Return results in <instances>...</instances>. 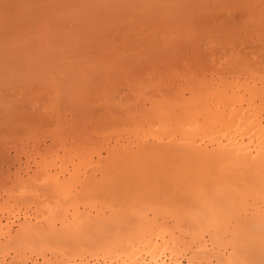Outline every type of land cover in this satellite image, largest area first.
Listing matches in <instances>:
<instances>
[{"label":"bare ground","instance_id":"1","mask_svg":"<svg viewBox=\"0 0 264 264\" xmlns=\"http://www.w3.org/2000/svg\"><path fill=\"white\" fill-rule=\"evenodd\" d=\"M0 103V264H264V0H0Z\"/></svg>","mask_w":264,"mask_h":264},{"label":"rangeland","instance_id":"2","mask_svg":"<svg viewBox=\"0 0 264 264\" xmlns=\"http://www.w3.org/2000/svg\"><path fill=\"white\" fill-rule=\"evenodd\" d=\"M111 41L112 40H98L97 42H95L94 44L95 45H98V44H100V43H111ZM113 42V41H112ZM88 53H90V54H93V53H96V55L97 54H99V52H98V49L96 50V49H94V50H90ZM95 55V56H96ZM76 66V65H75ZM45 77V76H44ZM41 79L43 80V78L41 77ZM46 79H44L43 81L44 82H47V81H45ZM58 81V80H57ZM42 83V87H44V89H41V90H39V89H37V96H38V98H41V97H45V96H48L49 95V93L46 91V89H52L53 90V92H52V96H54V95H56V97H57V95H59L60 97H62V96H64V93H63V95L61 96L60 94L62 93V92H65L66 94H65V96H67L68 97V95H72V93L73 92H75V91H66V89L68 88V90H69V87H66V89L64 90V88H65V85H64V87H63V89L61 88V85H57L56 87H53V86H49V85H47V84H45V83ZM68 86V85H67ZM72 90V89H71ZM75 90V89H74ZM59 92H61V93H59ZM68 94V95H67ZM75 93H73V95H74ZM58 96V97H59ZM75 96V95H74ZM120 96L121 95H119V94H117L116 96H115V100H118L119 98H120ZM55 97V98H56ZM37 98V99H38ZM70 98H71V96H70ZM73 98V97H72ZM62 99V98H61ZM66 100V99H65ZM69 99H67V101H68ZM75 100V99H74ZM90 100H91V102H92V104L95 106L94 107V110H96V111H98V114H97V116L95 117V120L96 121H98V118H99V113H100V111H104V109L102 108V105H99V103L101 102V99H100V95H99V93H95V90L93 91V94L91 95V97H90ZM41 101H43L42 100V98H41ZM44 102V101H43ZM65 105H66V107H65V105H63V107L61 108V111L62 110H65V109H63L64 107L65 108H68V112H66V119L67 118H71L72 119V117H73V120H75L74 119V115H71L70 114V111L69 110H71V109H69V102L66 104V102L64 103ZM6 107H12V109H13V111L11 112V114H13V118H20L21 117V110H22V108L21 107H23V108H25V107H27L26 105H22V106H20V105H17V104H15V105H13V104H10V103H0V110H2V112H1V115H2V119H1V121H4L5 120V118H6V116L8 115V114H10V113H7L6 111H5V108ZM20 107V108H19ZM71 108H73V107H71ZM67 111V110H66ZM73 111V110H72ZM62 112H65V111H62ZM72 113V112H71ZM65 114V113H64ZM9 116V115H8ZM69 119H67V120H69ZM72 120V121H73ZM19 119L18 120H16V122H17V124L16 125H11V121H9V124H8V127H6V131H7V133H8V135L6 134V137H7V139L9 140V141H15L16 140V138L17 139H20V136L22 137V135H20V134H18V137L16 136V137H14L15 135H13V131L12 130H17V128H20L21 127V125L19 124ZM70 121V120H69ZM72 121H70V123L72 122ZM67 124V123H66ZM68 124H69V122H68ZM74 125V124H73ZM77 125V124H76ZM75 125V126H76ZM79 126V125H78ZM69 129H71V125H70V127H68ZM75 128V127H74ZM73 128V129H74ZM78 128V127H77ZM76 128V129H77ZM78 129H80V128H78ZM77 129V130H78ZM75 131V130H74ZM20 135V136H19ZM38 137H41L42 138V136L40 135V136H38ZM41 138H38L39 140H41V141H43V139H41ZM14 139V140H13ZM3 140V139H2ZM1 140V138H0V148L2 149V148H4V150L2 151V150H0V158L1 157H3L4 156V160H1L0 159V163H2V164H0V166L1 165H4V161H6V160H8V156L10 155V158H12L11 156H13L15 153H14V150H13V145L11 146V144L13 143H10V142H8L7 140H4V141H7L8 143H6V142H3ZM3 142V144H2V142ZM19 141V140H18ZM10 143V144H9ZM20 143V142H19ZM19 143H17L16 141H15V143H13V144H17V146H16V148L17 147H21V144L19 145ZM3 146V147H2ZM5 151L6 152H8L7 153V155H5V154H3V153H5ZM3 152V153H2ZM3 155H2V154ZM9 154V155H8ZM6 157V158H5ZM1 161H3V162H1Z\"/></svg>","mask_w":264,"mask_h":264}]
</instances>
